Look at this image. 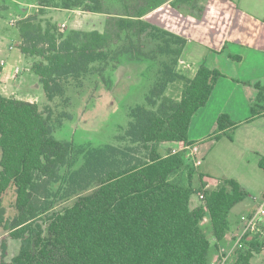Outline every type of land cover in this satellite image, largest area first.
Wrapping results in <instances>:
<instances>
[{"label": "trees", "instance_id": "trees-1", "mask_svg": "<svg viewBox=\"0 0 264 264\" xmlns=\"http://www.w3.org/2000/svg\"><path fill=\"white\" fill-rule=\"evenodd\" d=\"M201 1L42 0V9L32 12L0 0L5 14L13 10L22 17L16 24L19 48L33 59L31 72L49 103L63 99L72 82L82 84L121 57L148 63L146 75L155 80L146 103L130 110L116 147L59 141L50 104L0 95V264H208L212 239L226 238L233 208L249 193L236 180L223 179L205 192L204 204L192 208L193 195L205 187L202 178L194 187L197 172L186 153L161 154L159 148L191 143V121L223 75L205 62L192 77L179 71L187 40L145 20L168 2L200 16ZM50 7L105 15V29L62 32L46 17ZM175 83L183 85L178 100L167 95ZM236 126L223 114L210 139ZM259 168L264 173V157ZM11 187L17 213L9 219L2 198ZM9 238L20 242V250L7 261ZM258 246L253 241L255 253L240 251L236 264H252Z\"/></svg>", "mask_w": 264, "mask_h": 264}, {"label": "rangeland", "instance_id": "rangeland-1", "mask_svg": "<svg viewBox=\"0 0 264 264\" xmlns=\"http://www.w3.org/2000/svg\"><path fill=\"white\" fill-rule=\"evenodd\" d=\"M10 1L19 5L29 3V0ZM30 1L32 5H35L33 8L28 7L30 11L32 9L38 11L44 5L41 3L42 0ZM6 7L5 4L0 3V62L4 61L7 67H10L20 62L17 58L19 55L17 48L11 50V47H15V40L19 38V35L16 25L11 26L10 21L17 20L18 22L22 17L20 13L18 14L13 10L5 14ZM46 10L48 11L46 17L52 18L60 28L63 24L66 25L65 32L71 29L103 32L105 29V15H94L82 10L72 13L71 11L57 10L52 7ZM195 46L192 44L186 47L185 53L187 55L183 54V59L186 62L179 64L178 67L179 71L188 73L190 77L196 73L198 65L202 63L201 58H203L199 54H195L196 51H192ZM205 53L206 51L203 50V55ZM197 63L198 65H195ZM148 65L146 62L131 61L121 57L105 68L104 71L89 75L83 80L82 84L72 82L67 88L65 97L56 99L53 103L48 102L39 80L25 83L22 89L40 98L38 102L34 101V103H39L43 107L51 105L53 109L52 125L57 140L73 142L79 147H103L106 145L116 147L122 144L120 140L128 130L131 121L130 110L137 105H144L147 95L153 87L155 81L153 76L146 75ZM182 87V83L171 85L167 95L176 100L180 99ZM1 88L0 86V94L2 92ZM8 97L14 96L9 95ZM246 129H248L247 126L240 128L237 137H235L236 152L244 151L245 137H240V133H243L241 131H246ZM232 135L229 132L226 137ZM208 141L216 140L208 139ZM226 143L229 144L227 138L226 140L223 139L215 148H212L214 146L212 142L206 144L204 150L206 163L199 169V172L205 176L206 181L204 184H211L210 189L215 188L221 180L226 179L225 173L228 176L227 178L240 180V182L246 183L253 189V191H250L251 195L244 202L233 208L231 218L238 219L243 213L252 212L258 207V201H255L254 197L258 198L264 192V174L261 169L254 170L251 166L246 167L244 162H239L233 148L231 150L223 148ZM182 146L183 143L181 142H164L160 144L159 152L166 154L172 148ZM229 156H232V160ZM227 158L230 162H225ZM200 178L202 177L197 175L194 187L200 186ZM56 188L57 186L54 187L55 190H57ZM261 190L263 192L260 194ZM15 202L16 191L14 187H11L2 198V205L5 207L9 219L17 213ZM200 204L203 203L197 194L193 195L191 207L196 208ZM203 226H206V230H208L209 222H204ZM3 235V229L0 227V238ZM208 235L212 239L210 232H208ZM212 242L214 243V239H212ZM8 246L7 261H10L18 254L20 242L9 238ZM252 264H264V252L259 251L256 253L252 259Z\"/></svg>", "mask_w": 264, "mask_h": 264}, {"label": "crops", "instance_id": "crops-1", "mask_svg": "<svg viewBox=\"0 0 264 264\" xmlns=\"http://www.w3.org/2000/svg\"><path fill=\"white\" fill-rule=\"evenodd\" d=\"M22 5L30 8L35 6ZM199 6L202 11L200 16H195L173 8L168 2L149 13L145 20L185 38L187 47L196 45L192 51L203 57L201 60L209 69L217 70L223 75L217 81L206 106L193 117L189 129V141L198 144L199 158L202 161V165L196 168L194 181L198 175L205 182V176L199 169L206 163L204 150L209 142H212L214 145L212 148H215L227 138L229 144H224L223 148L226 150L233 148L236 159L254 170L260 169L259 161L264 157V0H202ZM33 11L35 10L32 9ZM19 46L20 40L17 38L15 47H11V50L17 48L19 51L18 64L7 67L4 61L0 62L2 87L0 95L6 97L11 95L18 100L31 103L38 102L40 100L38 96H33L22 89L25 83L35 82L38 78L31 72L33 59L22 54ZM203 50L206 51L205 56ZM184 54L187 55L185 52ZM232 57L239 60L235 61ZM181 61L186 62L183 57ZM2 62L5 63L4 66H1ZM17 68H21L22 72L17 74ZM223 114L230 116L237 124L234 130H227L233 135L208 141L216 133L218 119ZM243 126L248 128L240 133V137H245V148L242 152H236L235 137ZM183 147L184 143L182 147L169 151H181ZM229 157L232 160V156ZM230 160L227 158L225 162ZM224 176L230 179L226 173ZM236 181L250 196L253 189L240 180ZM262 192L261 190L260 194ZM230 219L231 228L238 225L239 218ZM214 247L213 243V250Z\"/></svg>", "mask_w": 264, "mask_h": 264}, {"label": "built area", "instance_id": "built-area-1", "mask_svg": "<svg viewBox=\"0 0 264 264\" xmlns=\"http://www.w3.org/2000/svg\"><path fill=\"white\" fill-rule=\"evenodd\" d=\"M17 20H11V26H15ZM66 25L63 24L61 31L64 32ZM180 64H184L180 61ZM5 63L2 62L1 66ZM22 72L21 68L16 69V73ZM174 154L179 152L186 153V159L189 164L198 168L202 165V161L199 158V146L197 143L185 144L183 150L172 151ZM211 184L206 183L202 191L197 193L200 201L204 204L205 192L210 190ZM255 201H258V207L249 213H243L239 217L238 225L232 228L226 238L222 242H216L214 240V250L210 255L208 264H236V258L240 251H255L251 247L253 241L258 242V248L260 252H264V193L260 197H254ZM204 222H209L208 217L204 219Z\"/></svg>", "mask_w": 264, "mask_h": 264}, {"label": "water", "instance_id": "water-1", "mask_svg": "<svg viewBox=\"0 0 264 264\" xmlns=\"http://www.w3.org/2000/svg\"><path fill=\"white\" fill-rule=\"evenodd\" d=\"M34 12V11H33Z\"/></svg>", "mask_w": 264, "mask_h": 264}]
</instances>
